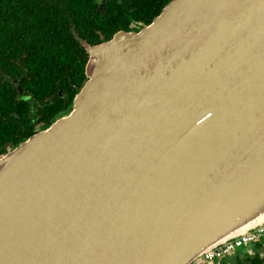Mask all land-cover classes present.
I'll return each instance as SVG.
<instances>
[{
	"label": "water",
	"instance_id": "obj_1",
	"mask_svg": "<svg viewBox=\"0 0 264 264\" xmlns=\"http://www.w3.org/2000/svg\"><path fill=\"white\" fill-rule=\"evenodd\" d=\"M86 49L71 111L0 157V264H190L264 224V0Z\"/></svg>",
	"mask_w": 264,
	"mask_h": 264
},
{
	"label": "trees",
	"instance_id": "obj_2",
	"mask_svg": "<svg viewBox=\"0 0 264 264\" xmlns=\"http://www.w3.org/2000/svg\"><path fill=\"white\" fill-rule=\"evenodd\" d=\"M171 1L109 0L104 13L100 0H0V153L34 135L8 136L19 115L26 125L34 119L29 117L32 102L43 107L38 121L45 122L43 130L71 111L73 97L86 80L89 58L74 32L85 38L86 46L105 42L124 24L129 31V17L151 24ZM60 86L64 93L68 88L65 105L58 99ZM262 263L257 259L254 264Z\"/></svg>",
	"mask_w": 264,
	"mask_h": 264
},
{
	"label": "flooded vegetation",
	"instance_id": "obj_3",
	"mask_svg": "<svg viewBox=\"0 0 264 264\" xmlns=\"http://www.w3.org/2000/svg\"><path fill=\"white\" fill-rule=\"evenodd\" d=\"M102 2H103V0H100V10H103V12L105 13L104 6H103V8L101 7ZM134 4L135 3H133V5ZM147 26H148V24L146 21L133 20L132 17H129V25H128L129 31H127L125 29L127 27V25L124 24V26H122V28L118 32H120V31L138 32ZM118 32H116L115 34H117ZM74 34L80 40L81 46H83L86 49V45H88V42L85 40V38H83V40H82L81 38H79V34L77 32H74ZM115 34H113L112 38L114 37ZM103 40H105V39H103ZM103 42H100V43H97L94 45H98V44H101ZM94 45H92V46H94ZM72 87L74 89L76 87V85L72 84ZM59 88L60 89L58 91V99L64 100L63 104L68 103V100L66 97V96L69 97V95L67 93V91H68L67 86L64 87L66 93L63 92V88L61 86ZM63 93H64V95H63ZM22 94L23 95L25 94L24 89H23ZM75 96H76V94L74 95L73 100L75 99ZM30 109H31V111H30L29 117H34V119H32L31 122L28 125H26L25 118L23 116L19 115L18 116L19 120L14 121L12 124V127L15 129H14V131H11L9 133L8 136H10V138L12 137V139H15V138L19 137V135L26 134L29 131H31L35 135V134H37L43 130L44 125H46V124H43L45 122H38L40 117H41V114H42L41 112L43 110V107L42 106H36L34 104V102H32ZM29 117H27V119H30ZM8 136H6V137H8ZM30 137H32V136H30ZM4 145H6L7 148H14L15 147V146H12L11 143L10 144L6 143ZM7 152L8 151H5L4 153H0V156H2L3 154H7ZM251 243L257 244L258 248H255V249L252 248L249 250L244 245L242 247H239V248L233 250L232 252H230L228 254L220 255L218 257H215L214 259H206V260L200 261L198 264H206V263H208V264L209 263L210 264H254L257 259L262 260L263 261L262 264H264V234L262 236L258 237L255 241H253ZM248 244H250V243H248ZM193 263H190V264H193Z\"/></svg>",
	"mask_w": 264,
	"mask_h": 264
},
{
	"label": "built area",
	"instance_id": "obj_4",
	"mask_svg": "<svg viewBox=\"0 0 264 264\" xmlns=\"http://www.w3.org/2000/svg\"><path fill=\"white\" fill-rule=\"evenodd\" d=\"M264 234V224L259 226L258 228L245 232V234L238 236L237 238L232 239L231 241L214 248L212 250H209L199 256L197 259H195L192 263L198 264L200 261L206 260V259H214L215 257H218L220 255H225L233 250L242 247L248 243H251L255 241L258 237L262 236Z\"/></svg>",
	"mask_w": 264,
	"mask_h": 264
},
{
	"label": "rangeland",
	"instance_id": "obj_5",
	"mask_svg": "<svg viewBox=\"0 0 264 264\" xmlns=\"http://www.w3.org/2000/svg\"><path fill=\"white\" fill-rule=\"evenodd\" d=\"M249 250L250 249H255V248H258V245L257 244H254V243H250V244H247V245H245ZM206 264H208V263H206ZM210 264V263H209Z\"/></svg>",
	"mask_w": 264,
	"mask_h": 264
}]
</instances>
